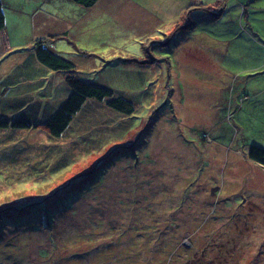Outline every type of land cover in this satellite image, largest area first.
<instances>
[{
  "label": "rangeland",
  "instance_id": "obj_1",
  "mask_svg": "<svg viewBox=\"0 0 264 264\" xmlns=\"http://www.w3.org/2000/svg\"><path fill=\"white\" fill-rule=\"evenodd\" d=\"M1 1L0 119L61 104L64 85L7 93L43 38L136 107L87 106L61 139L0 127V264H264V165L249 157L264 147V0H103L116 12L98 1L85 22L74 0Z\"/></svg>",
  "mask_w": 264,
  "mask_h": 264
},
{
  "label": "trees",
  "instance_id": "obj_2",
  "mask_svg": "<svg viewBox=\"0 0 264 264\" xmlns=\"http://www.w3.org/2000/svg\"><path fill=\"white\" fill-rule=\"evenodd\" d=\"M74 1H77L78 3L86 7H92L99 0H74ZM210 11L212 12V10ZM6 24L7 21L3 10V4L2 1L0 0V30H3L6 27ZM191 25H192V21L186 24L185 27L187 26L192 27ZM178 28H184V27L178 25ZM46 41H47L46 38L39 39L36 42V47L34 49V55H33L34 57L23 59L24 61H22L19 70L23 71V74H25L26 77L21 78L22 76H18V75L16 76L8 75L9 87H7V93L11 92L9 89L14 88L17 85H20L21 83L30 81V79L31 80L35 79L38 76V74L41 75L38 72H34L35 64L37 63L38 65L44 67V69H49L54 73H58V75L56 76L57 79L55 84H52L51 81V78L54 76V74L48 77L41 75L39 78L40 84L38 87H40L41 89L46 87L53 90L55 87L56 90L57 84L59 85V87H62L64 85L63 89H65V93L61 94L63 98L61 104L59 106H55V108L50 109L48 108L49 103L44 104L39 99H37L34 102L30 100L28 102V105L31 107V105L33 104L32 106L34 108L32 107L31 108L33 113L35 114V118L32 121L25 119L23 117H16L12 119L3 118L0 119L1 128L10 127L14 129H26V128L40 127V128H44L46 132L49 133L50 136L61 139L62 137L65 136L67 131L70 130V126L74 124L78 114L87 106L91 107L95 105V103H101L105 101L108 106H110L113 109L124 112L126 115H130L134 112L136 106L132 99L127 97L125 98L123 96H115L112 89L92 81L91 78H87L85 76H79L77 74L76 64L72 60L58 53L55 49H53L52 44L49 45ZM59 74L62 75V80L58 78ZM65 84L67 87H65ZM30 86L32 87L31 84ZM0 92L4 93L2 90ZM20 92L21 90L16 91V95L20 94ZM46 93L48 94V90L46 91ZM22 95L25 98H31V96L28 94L27 95L22 94ZM91 147H94V145L91 144ZM117 147L118 148H115L109 154L110 156H112L111 161L114 159L116 161L119 160L118 158H123L119 153V146ZM122 148H127V147L122 146ZM249 157L264 165V147L259 145H253L249 151ZM100 163H102V161ZM100 163H98V165ZM110 166L111 165H109L108 167L105 166L107 168L105 167H101V168L105 169L104 172H106V170ZM61 169H63L62 166ZM96 176L97 174L94 173L93 177L88 178L87 181H85L82 185H79L78 187H71L70 188L71 190L69 189V191L67 192L68 194L66 196L63 195L61 196V198L55 201V205H56L55 210H60V209L62 210L65 207L71 208V206H73L75 202L80 198L79 195H81L84 190L92 189L97 183V181L99 182V180L96 179ZM74 180L75 177L70 179L69 182H73ZM35 210L36 209H33L32 211ZM16 212L21 213L20 211H16ZM116 213H118V211H116ZM20 215L13 214V219L11 222L15 221V219H18V216ZM42 215H43L44 223L46 219L49 217L55 218L53 211H46L44 214L42 213ZM28 216L33 217V215L31 214L25 213L23 214V219L25 221H28L29 219H26ZM33 220L37 221L38 219L34 217Z\"/></svg>",
  "mask_w": 264,
  "mask_h": 264
},
{
  "label": "crops",
  "instance_id": "obj_3",
  "mask_svg": "<svg viewBox=\"0 0 264 264\" xmlns=\"http://www.w3.org/2000/svg\"><path fill=\"white\" fill-rule=\"evenodd\" d=\"M61 2H64V0H60ZM99 1H101L102 3H104L103 2V0H99ZM130 1L131 0H129V3H130ZM253 1V3L255 4V3H257L258 2V0H252ZM105 5H106V8H107V10H109L108 12H110V13H112V14H114L115 12H116V10L114 9V12H112V10H113V8H111L110 7V5L108 4V3H104ZM83 6V5H82ZM87 11H88V13H87V15H86V18H85V20H84V22L85 21H87V19H88V16L90 15V11H91V9L94 7V6H92V7H86V6H83ZM252 8H253V12H258V10L260 9V10H263V13L261 14V17L263 18V20H264V7H260V6H258V5H255V6H252ZM183 20H182V22L183 23H185V22H187V23H185V24H188V23H190L191 22V20H190V15H188L187 14V16H184L186 13H187V9H184V11H183ZM176 24H178V22L176 23ZM252 25V24H251ZM255 28V27H254ZM258 66H263L264 67V61L262 62V63H260ZM34 72H38V73H40L42 76H45V77H48L49 75H52V74H54V76L53 77H55V76H57L58 75V73H54V72H52L51 70H49V69H44V67H42L41 65H38L37 63L35 64V71ZM41 75H39L38 74V76L34 79L35 80V83H31V85L33 86V84H37V86H39V84H40V76ZM59 76H61V80H62V75L61 74H59ZM24 77H26V75L24 76ZM56 79H57V77H56Z\"/></svg>",
  "mask_w": 264,
  "mask_h": 264
},
{
  "label": "bare ground",
  "instance_id": "obj_4",
  "mask_svg": "<svg viewBox=\"0 0 264 264\" xmlns=\"http://www.w3.org/2000/svg\"><path fill=\"white\" fill-rule=\"evenodd\" d=\"M1 32H3V30H0Z\"/></svg>",
  "mask_w": 264,
  "mask_h": 264
}]
</instances>
